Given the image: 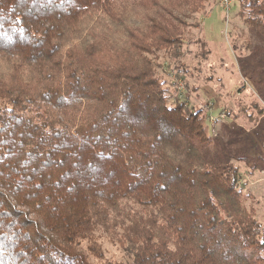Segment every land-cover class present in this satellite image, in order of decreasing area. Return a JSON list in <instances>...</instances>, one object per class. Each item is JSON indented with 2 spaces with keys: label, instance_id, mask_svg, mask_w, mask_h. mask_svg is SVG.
Listing matches in <instances>:
<instances>
[{
  "label": "trees",
  "instance_id": "1",
  "mask_svg": "<svg viewBox=\"0 0 264 264\" xmlns=\"http://www.w3.org/2000/svg\"><path fill=\"white\" fill-rule=\"evenodd\" d=\"M210 1L0 0V264H264L245 159L157 73Z\"/></svg>",
  "mask_w": 264,
  "mask_h": 264
},
{
  "label": "rangeland",
  "instance_id": "2",
  "mask_svg": "<svg viewBox=\"0 0 264 264\" xmlns=\"http://www.w3.org/2000/svg\"><path fill=\"white\" fill-rule=\"evenodd\" d=\"M238 12L236 0H211L189 20L198 26L185 32L180 56L170 62L161 54L157 73L173 96L202 109L218 149L245 159L230 162L239 168L243 193L251 195L246 206L264 225V41ZM100 242L107 260H124L121 250L104 238Z\"/></svg>",
  "mask_w": 264,
  "mask_h": 264
},
{
  "label": "built area",
  "instance_id": "3",
  "mask_svg": "<svg viewBox=\"0 0 264 264\" xmlns=\"http://www.w3.org/2000/svg\"><path fill=\"white\" fill-rule=\"evenodd\" d=\"M225 1V3H227V0H224Z\"/></svg>",
  "mask_w": 264,
  "mask_h": 264
}]
</instances>
